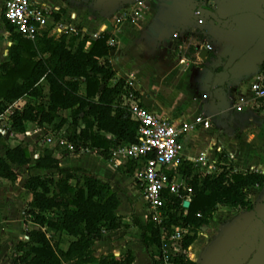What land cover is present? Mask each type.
Listing matches in <instances>:
<instances>
[{
    "label": "crops",
    "instance_id": "1",
    "mask_svg": "<svg viewBox=\"0 0 264 264\" xmlns=\"http://www.w3.org/2000/svg\"><path fill=\"white\" fill-rule=\"evenodd\" d=\"M32 1L46 9L50 29L53 23L61 21L77 23L86 36L107 32L111 50L106 60L115 73L109 85L132 74L141 107L177 127L191 123L199 115L208 118V128L198 127L182 134V161L192 164L204 154L216 167L231 164L235 172L254 170L264 175V115L234 109L235 97L239 93L249 94L247 83L264 65V0H214L216 9L202 11L201 25L193 15L196 0H147L139 8L135 7V0ZM51 33L61 36L54 29ZM203 43L210 44L215 51L204 53L199 48ZM88 45L89 41L85 48ZM10 46L4 26L0 29V63L7 61ZM197 55L203 62L197 60ZM79 91L84 94V84ZM37 128L44 127L27 124L25 132L32 135H19L16 143L0 136L4 140V144L0 142V157L7 147L19 144L29 145L33 153V131ZM59 132L62 134L63 129ZM55 145L53 142L49 148ZM88 154L96 157L97 167H89L87 163L63 165L65 159L74 155ZM53 156L63 169L93 174L109 183L118 195L117 214L123 227L99 235L92 256L119 258L130 253L132 264H154L155 247L148 249L142 242L148 219L131 175L114 166L112 160H104L90 151L63 155L57 150ZM198 171L202 173L201 169ZM30 173L48 172L32 169ZM22 181L21 190L27 193L24 202L0 199L21 207L20 223L14 222L18 232L6 235L0 228V264L7 255L14 254L18 241H25V230L37 229L23 221V210L32 196L23 188ZM248 201L250 210L217 207L207 226L192 230L195 238L186 249V260L194 264H264V185L250 187ZM48 235L63 252L73 240L65 233L48 231Z\"/></svg>",
    "mask_w": 264,
    "mask_h": 264
},
{
    "label": "trees",
    "instance_id": "2",
    "mask_svg": "<svg viewBox=\"0 0 264 264\" xmlns=\"http://www.w3.org/2000/svg\"><path fill=\"white\" fill-rule=\"evenodd\" d=\"M4 26L11 46L7 61L0 63V114L6 103L28 97L32 102L11 115L13 132L23 136L27 124L63 129L57 139L66 141L72 150L59 144L53 149L45 146L34 159L29 145L19 144L7 147L0 157V179L15 184L17 171L26 170L23 188L32 198L23 210V221L37 227L25 230V241L17 242L14 254L7 255L3 264H132L130 253L119 258L92 256L99 235L123 227L117 214L118 195L112 186L83 170L63 169L53 156L57 150L69 155L84 149L110 161L114 147L136 142L138 124L120 105L123 79L109 85L115 75L106 60L111 50L107 44L110 35L78 36V41L45 33L31 41L6 22ZM81 84L84 94L79 91ZM66 111L69 118L61 117ZM218 167V173L203 175L190 162L181 161L179 174L187 178L192 189L191 201L184 208L181 199L164 193L167 217L163 226L168 232L171 226H190L193 231L207 226L219 206L251 209L249 188L262 187L264 175L254 170L235 172L231 164ZM32 169L50 173L31 174ZM123 170L132 173L130 165ZM48 231L73 238L65 252ZM194 238L186 237L183 246L187 248ZM142 242L148 249L161 246L159 231L151 221ZM174 264L194 263L176 258Z\"/></svg>",
    "mask_w": 264,
    "mask_h": 264
},
{
    "label": "built area",
    "instance_id": "3",
    "mask_svg": "<svg viewBox=\"0 0 264 264\" xmlns=\"http://www.w3.org/2000/svg\"><path fill=\"white\" fill-rule=\"evenodd\" d=\"M147 0H135V7L139 8ZM214 0H196L193 15L196 23H203L202 11L215 10ZM49 14V13H48ZM2 18L14 30L27 40H35L37 36L48 33L47 11L35 4L32 0H6L3 7ZM73 21V18L72 20ZM52 27L56 34L84 35L77 23L65 24L61 21L53 23ZM94 34L92 37H98ZM112 45V44H111ZM207 52H214L215 48L210 44L203 43L199 46ZM199 62H203L198 55ZM248 95L239 93L234 100L236 112L250 111L264 115V65L253 75L247 83ZM32 102V101H31ZM28 97H23L6 103V107L0 114V136L8 141H14L18 135L11 129V115L15 111L22 110L27 103H31ZM32 105V104H31ZM120 105L129 111L130 119L138 124L136 142L132 144L121 143L111 150V160L116 167L132 168L131 177L133 185L145 205L148 221H151L159 231L161 246L155 247L152 255L154 264H174L176 258L186 259V249L183 241L192 236L190 226H171L168 232L163 226L167 217L164 193H168L189 202L192 189L187 183V178L179 174L182 161L183 133L196 128H208L210 121L207 117L196 116L191 123L177 127L168 119L156 116L153 112L139 105L134 83V76L128 74L123 78V94L120 97ZM31 133L25 132L24 136ZM35 142V141H34ZM65 146L68 150L72 147L64 140L45 137L37 141L39 148L33 147V158H37L40 147H49L51 143ZM36 145V146H37ZM88 152L80 149L77 153ZM194 166L202 170L203 175H214L220 171L204 154L193 161Z\"/></svg>",
    "mask_w": 264,
    "mask_h": 264
},
{
    "label": "rangeland",
    "instance_id": "4",
    "mask_svg": "<svg viewBox=\"0 0 264 264\" xmlns=\"http://www.w3.org/2000/svg\"><path fill=\"white\" fill-rule=\"evenodd\" d=\"M5 1L6 0H0V29L1 30L4 29V20L2 19L1 12H2L3 7L5 5L4 4ZM52 29H54V28L50 29L48 36L57 37V35H50V34H53V33H51ZM44 92H46V89L44 90ZM60 116L64 117V118H69V112L67 111L64 113H60ZM33 132H35V134H34L35 137L33 139V140H35V143H34L35 149L39 148V146L37 145V141H39L41 139L43 140L45 137H49V136L56 139L57 137H59V134H60L59 131L52 130V128L50 126L49 127L46 126L44 128H39V129L37 128ZM17 141H18V138H15L14 143H16ZM0 142L4 144L3 139L2 140L0 139ZM43 148L44 147L41 146L39 149L40 151H38V153L41 152V150ZM97 162L98 161L96 160V157H94L93 155H90V154L85 155V156H78V157L77 156L75 157V155H74L73 157H71L69 159H65V161H63V165L66 167H69V166L74 167V166H78V165H84L87 163V165L89 167H97V164H98ZM24 171H26V170H24ZM24 171H20V170L17 171L18 179H17V182L15 185H11L6 180H4L5 183H4V181L0 180V199L1 200L5 201L6 198H8L7 201H11V202L13 199H15V201H17V202H24L26 200L27 193L22 191L21 187H20L22 182H23L22 180H25L24 179V175H25ZM49 173L50 172L45 173V174H49ZM13 202H14V200H13ZM20 215H21V207L18 203L8 205L7 203L0 201V228L5 230L6 235H8L10 233L15 234L18 232L19 228H16V225L14 224V222H16L18 224L20 223L19 222V220L21 219ZM9 221H12L13 223L9 224L8 223Z\"/></svg>",
    "mask_w": 264,
    "mask_h": 264
},
{
    "label": "water",
    "instance_id": "5",
    "mask_svg": "<svg viewBox=\"0 0 264 264\" xmlns=\"http://www.w3.org/2000/svg\"><path fill=\"white\" fill-rule=\"evenodd\" d=\"M204 53H206L205 50H204ZM200 57H201V56H200ZM188 206H189V202L186 201V202L183 203V207H184V208H188Z\"/></svg>",
    "mask_w": 264,
    "mask_h": 264
}]
</instances>
